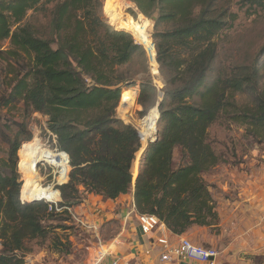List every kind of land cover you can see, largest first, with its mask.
Returning a JSON list of instances; mask_svg holds the SVG:
<instances>
[{"label":"trees","instance_id":"1","mask_svg":"<svg viewBox=\"0 0 264 264\" xmlns=\"http://www.w3.org/2000/svg\"><path fill=\"white\" fill-rule=\"evenodd\" d=\"M132 1L155 18V66L168 86L159 136L143 155L138 132L116 109L121 93L120 106L135 103L137 86L123 87L147 70L146 52L129 32L105 22L103 0H0V59L13 72L0 108L22 105L48 116L56 147L72 167L69 182L57 187L67 205L84 192L115 200L134 187L137 212L157 216L175 235L215 227L219 216L206 174L239 142L224 143L212 131L236 125L243 137L264 143V46L251 65L217 68L214 62L220 40L242 19L263 14L264 0ZM136 59L141 70L133 73ZM149 87L143 90L150 99ZM30 137L25 116L0 115V264H25L19 253L28 241L47 237L45 220L54 215L44 201L21 200H28V185L24 190L18 151L23 158L21 145Z\"/></svg>","mask_w":264,"mask_h":264},{"label":"rangeland","instance_id":"2","mask_svg":"<svg viewBox=\"0 0 264 264\" xmlns=\"http://www.w3.org/2000/svg\"><path fill=\"white\" fill-rule=\"evenodd\" d=\"M112 11L120 12L122 19L128 25V21L131 24L138 22L137 25L140 24V26L146 24L152 49L153 45L156 49L154 17L151 18L143 14L132 0H103L102 16L105 22L115 29H120L121 27L116 26L112 21ZM123 30L129 32L136 40L135 34L131 30ZM140 44L146 52L145 67L147 70L136 74L123 87L125 88L129 83L135 84L137 86V99L134 98L135 103L127 101L124 104L127 106L121 109L124 106H120L121 93L116 109V117L124 124L136 129L138 134L141 133L140 123L144 126L145 121L149 119V113L154 114L159 110L165 96V94L164 96L162 94L166 93L168 88L160 73L158 61V68L151 62L150 54L156 56L157 60V50H155V55L154 50L149 52L142 43ZM263 46L264 13L260 16L249 17L247 21L242 19L235 30L230 31L220 40L219 55L214 62V66L221 68L229 63L232 65H251ZM8 48L9 41H6L3 49ZM2 60L0 59V98L4 92L10 90L8 89L9 79L13 75L12 67L3 63ZM130 67L133 73L140 71L141 60L136 59ZM149 84V88L153 89L150 99V91L144 92L143 90ZM141 100L144 103H141ZM129 105L133 107V112L130 118L126 119L124 111L130 110V107L128 108ZM24 108L22 105L12 110L0 108V115L17 120L25 116L28 121L31 137L29 140L24 139L22 142L21 149L24 147L23 158L20 157L18 151V171L21 176L23 189L25 190L28 185L27 195L26 192L24 193L25 198L28 200H23L20 196L21 200L33 202V197L29 192L35 186L36 179L29 176L23 166L29 145L34 139L39 138L41 143L53 152L64 153V151L56 147L57 138L48 127V116L40 112L30 113L25 111ZM160 117L161 107L157 122V135H155V140L149 142V144L156 141L159 136ZM244 132L243 128H238L236 125L231 128L218 125L212 131V135H216L224 143H229V140H233L236 143L239 142L237 150L228 155L225 162H221L206 174V179L211 185V192L216 201V210L219 216L218 223L212 228L200 229V227L195 226L184 234L185 237L192 240L195 244L217 248L220 253L218 261L224 264H260L264 261V143L254 139L248 140L243 137ZM24 136L23 134L21 137L24 138ZM140 141L142 143L141 134ZM149 144L144 151H146ZM64 154L67 156L66 152ZM142 155L138 157L140 159L138 164L136 165L135 161L133 166L134 172L136 166L138 168L136 178L141 166ZM68 156L65 173H60L59 168L56 166H40L41 185L43 187L50 186L55 195H57L55 190H58L61 199H63L62 193L57 187L60 186V183L69 182L72 170L70 163H68L70 159H68ZM180 160L181 150L178 149L176 151V161L180 163ZM67 172V181L64 183L60 182V178ZM80 190L83 192L85 189L80 186ZM89 195V193L84 192L78 200H75V204L72 205L74 209L73 216L63 213L61 215H52L45 220V225L48 226L49 231L47 237L28 241L26 250L19 253L24 258L25 264H96L102 251L107 252V255L102 260V263L100 262L99 264H108L120 258L121 262L128 261L129 257H122L126 254L124 250L129 252L130 249L121 247L123 244L121 238L123 235L121 233L131 229V227L136 228L138 225L137 217L133 214L125 222L120 212L115 216H103V210L99 212L92 209L95 206L99 207V204L100 209L105 208V206L98 200L86 201ZM128 203V200L125 201L126 206H128ZM105 209L109 210V207ZM115 239H120V241L115 242ZM113 242L116 244L114 245ZM129 263L131 264V260Z\"/></svg>","mask_w":264,"mask_h":264},{"label":"built area","instance_id":"3","mask_svg":"<svg viewBox=\"0 0 264 264\" xmlns=\"http://www.w3.org/2000/svg\"><path fill=\"white\" fill-rule=\"evenodd\" d=\"M152 142V141H151ZM60 153V152H59ZM68 155V154H67ZM69 159V156H68ZM70 163V159L69 162ZM68 179V177H67ZM67 181V180H66ZM62 181V183L66 182ZM60 185H62L60 183ZM54 188V186H52ZM44 201L48 205V212L54 215H61L68 213L71 216L74 215V209L72 206L64 203V200L59 198L53 199H39ZM136 205H134L128 212L127 218L133 214L137 217L140 229L144 234H154V241L162 248L161 261L165 263L180 264L187 261H201L207 264H217L219 258V251L215 247H205L195 244L187 237H180L178 240H173L170 231L167 226L160 221V219L152 214H139L136 212ZM3 249V240L0 239V254ZM107 255V252H103L100 255L96 264L102 263V260ZM108 264H130L129 262H121L120 260H114Z\"/></svg>","mask_w":264,"mask_h":264},{"label":"bare ground","instance_id":"4","mask_svg":"<svg viewBox=\"0 0 264 264\" xmlns=\"http://www.w3.org/2000/svg\"><path fill=\"white\" fill-rule=\"evenodd\" d=\"M112 21L114 24L118 27H121L120 29H129L131 30L136 37V40L140 43H142L146 49H148L149 52H152V46H151V39L149 38V35L146 30V24L139 25V27L128 25L123 19L122 14L117 11H112ZM151 62L155 66V56L150 54ZM156 67V66H155ZM124 105V104H123ZM127 105H124L121 109L125 108ZM130 110H125V118H130L131 113L133 112V107L131 105ZM152 112V111H150ZM149 119L145 121L144 126L147 129L144 128V126L140 123V134L142 136V150L141 153L144 151L146 146L149 144V142L155 140V135H157V122L159 119V110L157 113L150 114L149 113ZM34 139L32 143L29 145L27 156L25 158V161L23 163L25 172L32 177H35L36 184L32 188V190L29 192V194L33 197V200L35 199H53L58 198V196L52 191L51 187H43L41 185L42 175L40 173V166L41 165H51L56 166L59 168L60 173H65V168H67V157L64 153H55L52 150L46 148L40 141ZM141 154L139 155V157ZM139 159V158H138ZM138 164V163H137ZM136 164V165H137Z\"/></svg>","mask_w":264,"mask_h":264},{"label":"crops","instance_id":"5","mask_svg":"<svg viewBox=\"0 0 264 264\" xmlns=\"http://www.w3.org/2000/svg\"><path fill=\"white\" fill-rule=\"evenodd\" d=\"M67 157V156H66ZM89 198L86 199V201H93V200H98L103 203V205L106 207H109V210L105 208L100 209V204L99 207H94L92 210L94 211H99L101 212L102 210L104 211L103 216H115L119 212L121 215L124 217V221L127 222V212L130 210V207L132 208L135 205V200H134V187L131 189V191L128 194H123L119 198L112 200V199H104L102 196L98 195H89ZM129 201L128 206H126L125 201ZM125 204V205H124ZM100 209V210H99ZM105 209V210H104ZM137 212V211H136ZM92 217V216H91ZM131 221V220H130ZM206 227H200V229H204ZM121 235H123L121 237ZM120 237L122 238L123 244L121 247L124 249L129 248L130 251L124 250L126 252L125 255L122 257H126L128 261L124 262H129L131 260V264H178L177 262L175 263H165L161 261V253H162V248L159 244H157L154 241L155 235H147L144 234L141 229L140 225L138 223L136 228L131 227V229H127L125 232H122ZM170 235L173 240H178L180 237L179 235H175L170 232ZM120 241V239L116 240L115 242ZM112 243V242H111ZM115 245L116 243L113 242ZM127 255V256H126ZM121 261V258L119 259ZM123 262V261H122ZM207 264L205 262L201 261H187V262H181L180 264ZM217 264H224L221 261ZM243 264V263H242ZM260 264H264V261Z\"/></svg>","mask_w":264,"mask_h":264},{"label":"water","instance_id":"6","mask_svg":"<svg viewBox=\"0 0 264 264\" xmlns=\"http://www.w3.org/2000/svg\"><path fill=\"white\" fill-rule=\"evenodd\" d=\"M164 94H165V93H163L162 95L164 96ZM139 136H140V134H139ZM141 138H142V136H141ZM35 200H39V199H35ZM35 200H34V201H35ZM183 264H186V263H183Z\"/></svg>","mask_w":264,"mask_h":264}]
</instances>
